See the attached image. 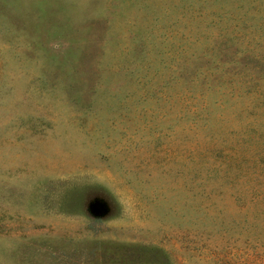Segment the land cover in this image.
I'll use <instances>...</instances> for the list:
<instances>
[{
	"label": "rangeland",
	"instance_id": "374dc122",
	"mask_svg": "<svg viewBox=\"0 0 264 264\" xmlns=\"http://www.w3.org/2000/svg\"><path fill=\"white\" fill-rule=\"evenodd\" d=\"M0 264H264V0H0Z\"/></svg>",
	"mask_w": 264,
	"mask_h": 264
}]
</instances>
